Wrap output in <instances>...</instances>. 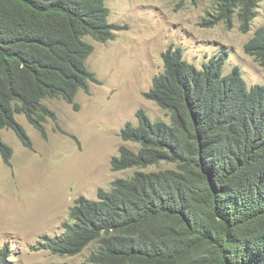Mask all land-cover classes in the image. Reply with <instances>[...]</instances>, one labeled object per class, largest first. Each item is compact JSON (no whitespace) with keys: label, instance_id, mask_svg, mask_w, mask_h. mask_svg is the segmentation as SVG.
I'll return each instance as SVG.
<instances>
[{"label":"trees","instance_id":"obj_1","mask_svg":"<svg viewBox=\"0 0 264 264\" xmlns=\"http://www.w3.org/2000/svg\"><path fill=\"white\" fill-rule=\"evenodd\" d=\"M260 1L215 0L203 24L233 28L237 19L248 32ZM110 14L106 0H0V153L7 165L14 149L3 129L35 148L18 115L44 138L49 120L66 132L46 100L60 97L78 109V93L102 83L88 64L95 47L87 37L113 39L122 26ZM245 51L264 69V25ZM163 57L164 71L145 96L170 120L139 109L138 122L120 133L137 147L122 144L111 160L114 171L134 174L100 188L95 199L77 197L62 231L39 244L69 256L96 244L82 264H264V84L250 85L239 66L227 72L226 52L200 65L179 47ZM0 264H16L7 248Z\"/></svg>","mask_w":264,"mask_h":264},{"label":"rangeland","instance_id":"obj_2","mask_svg":"<svg viewBox=\"0 0 264 264\" xmlns=\"http://www.w3.org/2000/svg\"><path fill=\"white\" fill-rule=\"evenodd\" d=\"M110 21L122 26L115 37L94 44L88 64L102 83L81 90L75 109L63 98L46 103L58 115V123L46 124L48 137L18 115L34 143L27 148L13 129L2 137L13 149L12 166L0 153V248L10 250L16 264H82L96 244L82 253L58 255L43 249L41 237L62 231L69 209L79 196L97 198L100 188L109 189L119 177L134 174L135 168L114 171L111 160L122 144L120 133L127 122H138L143 108L151 117L170 120V112L146 98L154 77L164 71L163 54L181 48L185 58L198 65L226 52L225 70L239 66L250 85L264 84V69L245 51V44L264 25V0L248 32L236 19L229 28L222 22L203 24L214 14L215 0H106ZM165 166V165H163ZM151 167L146 170H155Z\"/></svg>","mask_w":264,"mask_h":264},{"label":"clouds","instance_id":"obj_3","mask_svg":"<svg viewBox=\"0 0 264 264\" xmlns=\"http://www.w3.org/2000/svg\"><path fill=\"white\" fill-rule=\"evenodd\" d=\"M107 3V2H106ZM79 94V93H78ZM78 96V95H77ZM29 122V121H28ZM20 139V138H19Z\"/></svg>","mask_w":264,"mask_h":264}]
</instances>
